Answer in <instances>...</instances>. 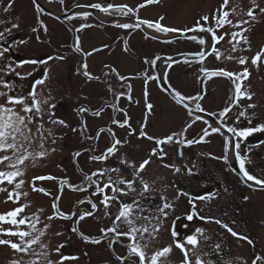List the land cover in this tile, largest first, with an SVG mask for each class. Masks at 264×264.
<instances>
[{
	"label": "flooded vegetation",
	"instance_id": "1",
	"mask_svg": "<svg viewBox=\"0 0 264 264\" xmlns=\"http://www.w3.org/2000/svg\"><path fill=\"white\" fill-rule=\"evenodd\" d=\"M9 2L10 0H0V21H3L0 23V32L3 33L0 50L9 49L0 57V62L2 61L5 68L11 64L24 78L17 77L14 72H0V76L5 81L17 85L23 93L31 90L35 80L44 79V83L36 89L39 98L49 100L43 123L45 129L51 130L52 135L49 136L45 131L47 139L44 149L50 144L52 148H58L57 152L61 155L56 162V168L52 167L51 171L37 176L53 179H37L35 185L50 193L42 192V195L49 198L52 205L54 198L60 196L58 208L62 213L71 214L86 210L94 213L83 221H78V216H71L69 219L55 216L51 220L47 219L58 221L55 227L57 232L52 239L59 240L55 251L59 246L63 247H59V252H54L58 258L56 262H59L61 257H75L64 259L63 264H71L72 261L78 264L79 260L83 261V264H129V260L122 262L117 257L128 256L126 245L130 240L120 236L112 243L114 234H101V229L113 226L119 204L113 202L105 209L100 203L102 197L92 195L95 190L92 187L87 191H74L65 185L62 195L60 188L62 179L73 185L83 184L87 187L84 174H90L98 168L118 167L120 176L131 178L135 169L121 165V159L134 162L137 166L143 160L150 159V163L140 173L150 186L149 192L141 199V204L147 209L141 215L155 218L161 216L157 209L164 203L172 206L165 209L167 216H161L159 221L160 228L155 234L160 236L159 240L151 239L148 233L140 240L137 234V240L141 244L148 243L149 246L145 249L148 256L163 246L173 245L177 254L184 259L181 250L174 246V241L183 242L186 236L199 228L202 229V234H197L199 244L196 251L204 264H209V261L211 264H252L257 255L264 257V186L257 185L254 181H246V178L239 174V163L231 149L228 152L229 159H222L225 137L241 140L228 132L225 125L248 127V118H252L251 126L264 123V92L249 87L250 77L248 80L243 79L242 91L250 92L252 98H241L239 105H233L231 111L223 118L224 124L220 123L219 112L233 103V79L227 76H209L201 69L232 71L226 66L210 64L214 51L203 60L196 55L180 59V56L185 54L204 51L207 45H210L211 34L197 31L180 38V31L158 32L146 25H141L138 29L116 26L119 23H134L137 16L153 22L163 17L160 23L168 25L164 13L156 17L146 15L147 10L157 7V4L151 3L138 8L145 0H139L135 4L118 0H63V3L60 0H11V8L7 12L3 11ZM94 3L104 6L108 3L127 4L134 9L138 8V11L131 16H122L115 12L106 14L99 9L88 7ZM37 5L41 11H38ZM81 12H87L89 15H78ZM14 24L18 27H13ZM201 24L216 30L214 23ZM194 26L195 24L184 29ZM177 28L180 29V25ZM192 36L197 39H191ZM200 38L205 40V44L199 43ZM77 42L80 51L76 50ZM156 57L160 59L156 60ZM26 60L43 63H26L22 67H16L18 62ZM153 60L156 61L155 64L151 63ZM85 63L87 71L98 79L89 80L83 74ZM29 73L31 75H28ZM146 77L157 78L146 82ZM188 81L191 86L186 85ZM174 91L198 99L186 101L189 107L185 108L174 99ZM121 93L124 95H120ZM196 103H199L204 111L196 110ZM109 104H115L116 110L108 107ZM147 104L152 105L150 111L146 107ZM249 104L256 107L248 108ZM49 105L55 107L50 108ZM81 107L88 111L79 112ZM100 109L103 111L99 116L93 115ZM245 109L246 117L237 120L239 112ZM59 111H62L63 115ZM50 112L54 113L52 119L49 117ZM125 113L130 128L127 125L120 127L112 123L113 119L123 122ZM197 115L202 119L196 121ZM50 119L62 120L65 123L52 124L49 123ZM82 122H86V129ZM188 124H192V127L181 134ZM141 125H146L144 131L147 136L155 139L141 137ZM211 127H220L221 131L211 132ZM101 128L105 131L100 133L97 139L98 130ZM205 128L209 129L210 134L205 136L202 142L191 145L178 142L199 140ZM108 129L122 142L118 145L119 150L106 161H92V155H100L110 146L112 136ZM173 133L177 134L173 141L162 145L155 143V140ZM35 147L40 150L36 143ZM154 148L157 149V154H152ZM160 149L166 154L162 158L159 155ZM66 150L69 153H66ZM77 152L80 153L79 156L75 155ZM240 154L247 157L246 169L249 173L258 179H264V132L253 133L241 140ZM56 160L54 158L53 162ZM112 176L115 178L116 173H112ZM135 187L137 192L133 195L138 197L141 190L138 181ZM66 193L74 194V200L64 199ZM86 198H91L96 203L95 210H92L87 202L78 203ZM119 199L124 203L131 202V196L121 195ZM106 212L109 215H106ZM52 213L54 214V209ZM190 215L193 217L191 220L188 219ZM216 220H220L222 224L215 223ZM116 223L119 230L128 231L125 223ZM136 223L138 227L143 224L151 232L157 221L153 219L151 222ZM223 224H227L238 235L233 236ZM73 228L77 231H73ZM53 229L54 227L48 235ZM81 234L99 239L100 242H86ZM45 237H42L41 241ZM241 237H247L248 240ZM249 240L252 243H249ZM216 245L220 246L219 249H216ZM186 247L191 252V246ZM174 258L179 259L178 256ZM130 259L139 264L138 256L134 255ZM170 264H181L180 259ZM256 264H264V261H257Z\"/></svg>",
	"mask_w": 264,
	"mask_h": 264
},
{
	"label": "snow or ice",
	"instance_id": "2",
	"mask_svg": "<svg viewBox=\"0 0 264 264\" xmlns=\"http://www.w3.org/2000/svg\"><path fill=\"white\" fill-rule=\"evenodd\" d=\"M35 2V0H34ZM61 3H63V0H60ZM159 0H145V3L140 4L138 8L145 7L147 4L151 3H157ZM229 0H224V3L220 6L219 9H217L212 15L211 19L215 20L216 22V28H221L225 24L232 25L233 27L240 28L243 24H248V20H238L235 25H233V22L228 19L230 14H237L235 8L231 10V13L229 11H224L228 5ZM253 8H250L247 12V16L251 19H255L254 15V9L259 7L255 3V0H252ZM11 0L8 4V7L3 8L2 10L7 12L9 8H11ZM88 7L99 9L100 11L106 13V14H112L113 12L118 13L122 16H131L135 14L138 11V8L134 9L130 7L127 4H112L108 3L106 6L100 4V3H94L91 5H88ZM38 11H41L42 9L39 8V5H37ZM260 12L264 13V8H260ZM78 15L87 17L89 13L87 12H81L78 13ZM71 18V17H70ZM163 17H160L159 20L153 22L149 20H143L140 19L138 16L136 17V20L134 23H119L116 26L123 28V29H132V28H140L141 25H146L148 28L155 29L158 32H178V31H187V32H206L210 33L212 40L215 42H219L220 40L224 39V35H228V33H225L224 35L217 36L216 30L209 26L205 27L201 24V21H204L207 23L210 19L209 15H203L200 17L199 20L196 21V24L193 28L188 29H176V28H168L164 27L160 21L163 20ZM0 23H3V21H0ZM42 24V21L40 22ZM86 25H82V27H85ZM13 27H18V25H13ZM46 30V28H45ZM33 31H36V29H33ZM248 31L246 28H241V31L239 32H232L231 33V40L230 43L235 40L236 43L233 45L232 50L236 51V45L240 43L241 40L245 44H248V38L243 35L244 32ZM239 37L240 39H237ZM0 39H3V33L0 32ZM39 39V37H37ZM191 39L195 40L197 39L196 36H192ZM126 43V42H125ZM199 43L201 45L205 44V40L203 38L199 39ZM210 47H212L213 51L216 53L217 59L220 58V53L216 50L215 44H211ZM8 48H3L0 50V57L4 56V53L7 52ZM76 50L80 51L78 42L76 46ZM95 51V50H94ZM91 54V53H89ZM196 56H198L201 60L205 57V52L200 51L195 53ZM264 57V47L261 48L259 52L256 53V55L252 58V64L258 65V61L261 60V58ZM61 59L63 57H60ZM230 59L232 57H229ZM49 59H52V57H49ZM160 59L159 57H156V60ZM170 59V58H169ZM248 58L247 57H241L239 58L238 62L241 65L246 64ZM155 60L151 61L152 64H155ZM26 63H43V61H37V60H26V61H20L17 63L16 67H22ZM110 71H115L114 69H110ZM202 72H204L206 75L209 76H227L231 79H233L234 83V89H235V95L232 98L233 103L229 104V106L225 107L221 112H219L218 116L221 118L220 123L224 124V119L227 114L231 111V108L233 105L238 106L239 100L241 98H247L251 99L252 94L248 91H242V81L243 79H247L250 75L247 68H244L243 71L239 74L228 72L223 69L215 70V71H209L206 68L201 69ZM0 72H5L7 74L8 72H14L17 77H20L23 79L24 77L21 76L19 72H16L15 68L12 67L11 64L7 65V67L0 66ZM83 74L89 79L98 77H93L88 71H87V64H84V72ZM28 75H31L29 73ZM118 75V73H117ZM47 78V74L45 73V79ZM157 77H146V82L149 79H154ZM120 79H125V77H120ZM44 83V79H38L35 80L34 83L31 85V90L27 93L23 92H15V85L12 84L9 81H5L2 77H0V85L3 86L4 89L7 91H0V98L4 99L3 103H0V165H4V170H0V185H3L5 181H7L8 184L12 185L14 184V188L12 191L8 192V200H13V202L18 203L19 197L21 193L18 191L22 188L25 181L21 178L25 175V162L28 160H32L33 163L37 158H43L47 155V151L44 149V142L47 139V137L44 135L45 131L48 132V135L51 136V130L45 129L44 123H43V105L48 104L47 99H41L39 98V95L37 93V86L42 85ZM130 90V85H129ZM120 95H124V93H121ZM145 95L147 96V91H145ZM174 99L180 104H183L185 108H188V104L186 101L193 100L195 101L198 99V97H192V96H184L179 91L173 92ZM131 99V97H128ZM117 101L119 100V96L116 97ZM19 106V108L17 107ZM50 108H54L55 105H49ZM108 107L113 108V110H116L115 104H109ZM147 109L150 111L152 108L151 104H147ZM248 108H254L256 105L249 104L247 106ZM196 110L198 111H204V109L201 107L199 103H196L195 105ZM79 112L83 113L88 111V109L81 107L78 109ZM103 109L97 110L93 113L95 116H99ZM120 111H123V109H120ZM189 111H191L189 109ZM23 113V114H21ZM54 115V113H49V116ZM210 115H216V114H210ZM125 120L123 122H120L118 120L113 119L112 123L117 124L120 127L128 126L131 127L128 123L127 114L125 113ZM240 117H246V109L239 112V115L237 116V120L240 119ZM202 118L197 115L195 120H201ZM49 123L52 124H64L65 122L62 120H49ZM83 127L86 129L87 125L86 122H82ZM195 123V121H193ZM207 123V121H205ZM248 124L250 126L244 127V128H237V127H230L225 125L227 127V131L232 133L234 137L241 138V140L246 139L253 133L257 132H264V123L258 124L256 126L252 125V118H248ZM32 125H35V131H33ZM66 126V125H65ZM146 125H141V130L139 135L141 137H147L149 140L155 139L154 137L147 136V133L144 131V128ZM192 124L186 125V127L182 130L183 132H186L188 128H191ZM75 130V129H74ZM105 131L104 128H101L98 130L97 139L99 138V134L103 133ZM134 131V130H133ZM203 135L200 137L199 140H186V141H178L179 143H186L188 145H191L193 143H200L204 140L205 136H208L209 129L205 128L202 130ZM221 131L220 127H211V132L219 133ZM108 132L112 136V142L110 146H108L105 151L100 155H92L90 159L92 161L102 162L108 160L110 157L114 156L115 153L119 150L118 145H121V141L115 137V134L112 132L111 129H108ZM176 133H173L171 135H168L167 137L163 139H157L155 140V143L157 145H162L167 142L173 141L174 137L176 136ZM89 139H92V137H88ZM241 140H231L228 137H225L224 139V155L222 157L223 160L227 161L229 159L228 152L231 149L234 152L235 158L239 163V174L242 175L244 178H246V181H254L255 184L264 186V179H258L257 177L251 175L249 171L246 169V156H241L240 154V143ZM33 143L37 144V147L40 149L39 151L32 150ZM53 143H55V139H53ZM55 149H52L54 151ZM152 154H157V149H152ZM76 156H79L80 153L77 152L75 154ZM159 155L161 158L166 155L163 153V150L160 149ZM121 165H125L128 169H135L134 172H132L131 178L122 177L119 175L120 168L113 167V168H98L94 171H92L90 174H84V181L87 182V187L82 185H73L68 180L62 179L60 181V188H61V195L62 190L65 185H67L69 188H71L74 191H87L89 187L94 188V192L92 193L93 196H101L102 199L100 203L105 207V209L109 208L110 205L115 202L119 204V211L118 214L115 217V220L113 221V226L111 228H105L101 229L102 236L107 235L109 233L114 234V238L112 243H115L116 238L120 236H124L130 240V243L126 245L128 248V256L127 257H117L118 260L124 261L125 259L129 260V264H135V262L131 261L132 256H138L139 258V264H160L161 258H165L168 255L171 254L173 245H167L163 246L162 248L156 250L153 252L150 256L146 254L145 249L149 246L147 242L144 244H141L137 240V234H139L140 240L144 239L145 233H148L149 237L151 239L156 238V233L159 231L160 224L159 221L161 219V216L166 217L167 212L165 209L171 208L172 206L168 203H164L162 207L158 208L157 211L161 214V216H157L155 218L151 216H143L141 215L147 209L144 208V206L141 204V199L144 197L145 193L149 192L150 186L147 181L143 179V177L140 175L141 172L144 171L145 167L150 163V159H145L139 165L137 166L134 162H130L126 159H121L119 161ZM166 167L168 165H165ZM179 171V169H176ZM83 174V170H81ZM112 173H116L115 178H113ZM21 178V179H17ZM43 180V179H53L52 177H34L33 178V190H39L41 192H44L45 194H50L47 192L46 189H36L35 187V180ZM137 181L139 182V185L141 186V190L139 192V196L133 195L137 192V188L135 187ZM2 191H8L4 187H0V192ZM109 191L111 192V195H109ZM24 196H27V193H23ZM123 196H131V202L124 203L120 201L119 197ZM60 199V196H57L54 198L53 202V209H54V216L48 217L49 220L53 219L55 216H61L64 219H69L71 216H78V221H83L86 217L92 216L94 213L93 211H83V212H72L71 214L68 213H62L58 208V201ZM203 199V197H201ZM7 202V201H6ZM87 202L91 205V209L95 210L97 208V205L95 202L91 200V198H86L85 200L78 201L79 204H83ZM28 207V205H20L19 207H16L12 210H9L5 213H0V223H8L13 226H17L16 230H13L12 228L4 229L0 228V236H8V237H19L18 241H13L11 239H3L0 238V246H8L14 252L23 253L25 255H34L36 258L34 260L29 261V264H40V258L41 256H44L47 258V253L44 251L36 252L33 249V245L39 244L40 248L46 249L47 245H44L41 243V237L44 235V232L42 230H37L35 227L36 223H39V217L35 216L33 214V217H22L17 218L20 216L21 213L24 212L25 208ZM38 211L42 212L43 209H39ZM106 215H109L108 212L105 213ZM193 217L190 215L188 217L189 220H191ZM33 219L35 220V223H33ZM153 219L157 221V223L152 227L151 232L149 231L148 227H145L143 224H141L139 227L137 226V221H145V222H151ZM202 219H204L202 217ZM211 219V218H209ZM117 221H122L125 223L128 227V231H121L118 229ZM215 223L222 224L220 220H216ZM20 225H28L31 231H23L19 230ZM229 233H231L233 236H237L238 234L233 231L231 227H229L227 224L222 225ZM47 227V225H45ZM73 231H77L76 228H73ZM37 233V234H33ZM197 234H202V229H195V232L191 235H188L184 238L183 242L181 241H174V246L179 248L181 250V253L184 257V259L181 261V264H204V262L201 260L200 257L196 256L193 260V256H195V250L198 247L199 240ZM82 238L88 242L93 243H99V239H95L89 236H85L83 234ZM176 233H173V236H175ZM27 238V239H26ZM242 239L248 240L247 237H241ZM206 239V238H205ZM249 243H252V241H248ZM186 246H191V252L189 251V248ZM63 247V245L59 246ZM59 247L56 249L57 252H59ZM219 245H216V249H219ZM75 259V257H61V260L59 262H55V264H63L64 259ZM257 261H264V257H261L257 255L255 259L253 260L252 264H256ZM8 264H21L20 260H10ZM47 264H54L53 261L48 260ZM209 264H211V261H209Z\"/></svg>",
	"mask_w": 264,
	"mask_h": 264
},
{
	"label": "rangeland",
	"instance_id": "3",
	"mask_svg": "<svg viewBox=\"0 0 264 264\" xmlns=\"http://www.w3.org/2000/svg\"><path fill=\"white\" fill-rule=\"evenodd\" d=\"M118 1H130V3L135 4L139 0ZM223 3L224 0H168L162 5L149 8L146 15H153L154 17H156L158 14L164 13L166 16L167 24L176 25V27L180 25V28H183L185 25L190 26L196 24V21L199 20L203 15H209L211 18V15L217 9H219ZM255 3L259 5V7L254 9L255 19H251L247 16V12L250 8H253L252 0H229L227 7L223 10L229 11L231 13V10L235 8L237 14H230L228 17V19L233 22V25H235L238 20H248L249 23L241 25L240 28L233 27L232 25L227 24L221 27V30H219L220 33L222 34L223 32V35L225 33H228V35H224V39L216 45L217 51L220 53V58L217 59L216 53H214L212 59L210 60V64H213L214 66H226L228 68H231L230 70L234 72H242L244 68H247L251 74L249 76V80L247 79L249 82V87H254L258 92H264V57H262L261 60L258 61V65L252 64V58L256 55L257 52L261 50L262 47H264V13L260 12V8H264V0H255ZM211 21L214 22L213 19H211ZM201 23L205 22L201 21ZM241 28L248 29V31L243 33V35L248 38V44H245L243 40H241L240 43L236 45L237 50L233 51L232 48L236 41L233 40L231 43L229 42L231 40V33L234 31L239 32L241 31ZM237 39L240 38L237 37ZM189 47L192 46L189 45ZM229 57L232 58L230 59ZM241 57L248 58L246 64H239L238 60ZM0 66H3L2 61L0 62ZM186 85L191 86L189 81L186 83ZM0 91L7 90L4 89L2 85H0ZM14 91L20 92L17 88V85H15ZM3 102L4 99L0 98V103ZM17 107L19 108V106ZM47 109L48 106L46 104L43 105V111L45 113H47ZM59 113L63 115L62 111H59ZM52 116L53 115L49 117L52 119ZM32 128L33 131H35V125H32ZM52 149L55 150L52 151ZM32 150L39 151L35 147V143H33L32 145ZM45 150L47 151V155L45 157L37 158L34 163L31 159L25 162V175L21 177L25 181V183L22 188L18 190L21 193L18 203L13 202V200H8V192L13 190L14 184L10 185L7 183V181H5L3 185H0V187H4L8 190L0 192V213H5L9 210L19 207L20 205H28V207L25 208L24 212L17 217L18 219L25 216L33 217V214H35V216H38L39 223H36L35 227L37 230H42L44 232V235L42 237L47 236L49 231L54 227L50 234L47 237L43 238V240L41 241V243L47 245L46 249L42 250L39 244L33 245L32 247L36 252L44 251L47 253V258L41 256L40 264H47L48 260L53 261L55 264V262L58 261V258H56L54 254V252H56L54 248L58 245L59 240H53L52 237L57 232V229L55 227L58 221L47 220L49 217L48 215L51 216L53 214L52 203L50 202L49 198H46L42 195L41 191H34L32 186L33 178L37 177L40 173L51 171L52 167L56 168V162L59 161V157L61 156L60 153L57 152L58 148H52L50 144L49 147H47ZM66 153L69 152L66 150ZM54 158L57 160L53 162ZM0 170H4V165H0ZM23 193H27V196H24ZM74 197L75 195L71 193H66L64 195V199L66 200L68 198H72L74 200ZM45 200L47 202H45ZM39 209H43V211L40 212L38 211ZM32 222L35 223V220L33 219ZM45 225H47V227H45ZM18 227L19 230L31 231L28 225H20ZM0 228H12L13 230H16L17 226H13L8 223H0ZM33 234L35 235L37 233ZM159 237L160 236H156L155 239L159 240ZM0 238L11 239L13 241L19 240V237L15 236H0ZM176 256L179 257L181 263V261L183 260L182 256H179L177 254V251L172 248V252L170 255L165 258H161V260H163L162 264L177 262L179 259L176 260L174 258ZM196 256L200 257L199 253L195 250V256H193V260ZM35 258L36 257L34 255H25L23 253L14 252V250H12L8 246H0V264H8V262L13 259L20 260L21 264H29V261L34 260ZM82 262L83 261L79 260L78 264H83ZM71 264H76V261H72Z\"/></svg>",
	"mask_w": 264,
	"mask_h": 264
}]
</instances>
